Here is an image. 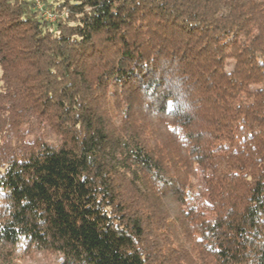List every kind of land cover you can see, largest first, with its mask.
Segmentation results:
<instances>
[{
	"label": "trees",
	"instance_id": "16d2710c",
	"mask_svg": "<svg viewBox=\"0 0 264 264\" xmlns=\"http://www.w3.org/2000/svg\"><path fill=\"white\" fill-rule=\"evenodd\" d=\"M49 7L0 0V264H264V0Z\"/></svg>",
	"mask_w": 264,
	"mask_h": 264
},
{
	"label": "rangeland",
	"instance_id": "374dc122",
	"mask_svg": "<svg viewBox=\"0 0 264 264\" xmlns=\"http://www.w3.org/2000/svg\"><path fill=\"white\" fill-rule=\"evenodd\" d=\"M37 4L39 3L37 8H41L40 11L41 16L46 20H51L50 16V7L49 5L54 2V0H34ZM45 13V14H44ZM50 22V21H49ZM190 207L198 210L202 209L203 204L202 201L197 197L194 196L190 201ZM9 256L7 258L8 264H58L59 255L40 251L36 249H25L23 245H17L14 248L9 249L8 253Z\"/></svg>",
	"mask_w": 264,
	"mask_h": 264
},
{
	"label": "built area",
	"instance_id": "2783aa9c",
	"mask_svg": "<svg viewBox=\"0 0 264 264\" xmlns=\"http://www.w3.org/2000/svg\"><path fill=\"white\" fill-rule=\"evenodd\" d=\"M38 5H39V3L37 4V7H38ZM38 9H40V10H42L41 8H38ZM45 14V13H44ZM49 17H51L52 19L51 20H49L50 22H53L54 21V16L50 13V16Z\"/></svg>",
	"mask_w": 264,
	"mask_h": 264
}]
</instances>
